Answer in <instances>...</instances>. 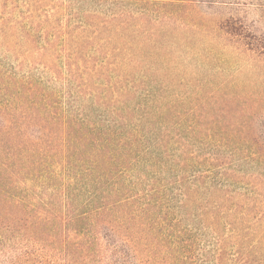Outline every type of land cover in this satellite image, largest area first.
I'll return each instance as SVG.
<instances>
[{"label":"trees","instance_id":"1","mask_svg":"<svg viewBox=\"0 0 264 264\" xmlns=\"http://www.w3.org/2000/svg\"><path fill=\"white\" fill-rule=\"evenodd\" d=\"M202 3L264 7L0 0V264H264V136L156 100L173 7Z\"/></svg>","mask_w":264,"mask_h":264},{"label":"rangeland","instance_id":"2","mask_svg":"<svg viewBox=\"0 0 264 264\" xmlns=\"http://www.w3.org/2000/svg\"><path fill=\"white\" fill-rule=\"evenodd\" d=\"M173 10L164 31L167 41L158 47L156 100L202 103L211 119L221 120L216 130L235 139L264 136V55L229 42L218 28V22L236 19L241 35L254 34L264 47V7L202 3ZM250 142L240 141L241 149L254 151ZM255 158L248 164L257 168ZM257 229L264 230V222Z\"/></svg>","mask_w":264,"mask_h":264}]
</instances>
